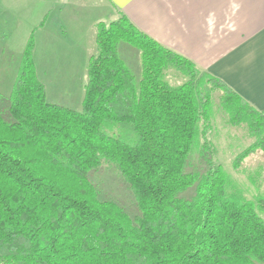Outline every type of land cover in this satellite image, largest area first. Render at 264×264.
<instances>
[{"label": "trees", "instance_id": "1", "mask_svg": "<svg viewBox=\"0 0 264 264\" xmlns=\"http://www.w3.org/2000/svg\"><path fill=\"white\" fill-rule=\"evenodd\" d=\"M139 52L140 80L119 58ZM80 112L49 104L30 39L0 114V264H264V220L228 180L206 138L214 93L260 152L264 112L146 38L125 18L96 27ZM185 78L173 86L171 78ZM198 141H201L200 143ZM202 173L185 174L197 147ZM111 163L139 217L98 200L88 175ZM192 189L191 194L185 193ZM264 214V196L254 201Z\"/></svg>", "mask_w": 264, "mask_h": 264}, {"label": "crops", "instance_id": "2", "mask_svg": "<svg viewBox=\"0 0 264 264\" xmlns=\"http://www.w3.org/2000/svg\"><path fill=\"white\" fill-rule=\"evenodd\" d=\"M5 1L13 2L7 19L29 35L23 50L30 39L33 41L36 71L44 60L48 66L64 67L62 74H83L96 47L97 25L125 18L146 38L187 59L250 107L264 112V0L0 3Z\"/></svg>", "mask_w": 264, "mask_h": 264}, {"label": "rangeland", "instance_id": "3", "mask_svg": "<svg viewBox=\"0 0 264 264\" xmlns=\"http://www.w3.org/2000/svg\"><path fill=\"white\" fill-rule=\"evenodd\" d=\"M5 2V4L0 3V114L4 120L11 122L8 114L9 96L20 68L23 46L29 35L23 32L24 28L12 24V19H7V13L12 11L13 2ZM91 54L97 55L96 47ZM119 58L132 72L137 83L140 80L139 52L128 44L120 43ZM86 67L83 74L75 72L72 76L62 74L65 70L62 66H48L46 61H39L37 78L45 88L46 102L80 112L87 80ZM58 70L60 71L55 72ZM169 75L177 76L172 73ZM185 81V78L177 76L171 78L169 83L177 86ZM219 96L220 93H214L212 97L210 127L206 136L216 151L214 161L227 177L229 183L227 191L232 192L234 189L240 191L244 200L252 202L253 209L264 220V214L254 205V201L264 196V160L260 152H255L243 160L238 169L233 168L237 156L249 148L254 140L242 126L233 127L229 124L228 116L221 109ZM204 169L205 164L201 160L197 146L190 152L184 172L185 174L202 173ZM88 179L94 185L99 201L115 203L132 220L139 217L132 193L111 163L102 161L101 167L91 172ZM191 191L192 189H189L184 194L185 197H188Z\"/></svg>", "mask_w": 264, "mask_h": 264}]
</instances>
